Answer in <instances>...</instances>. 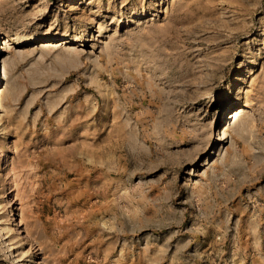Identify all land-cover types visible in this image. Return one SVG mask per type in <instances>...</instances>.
Masks as SVG:
<instances>
[{
	"label": "rangeland",
	"instance_id": "rangeland-1",
	"mask_svg": "<svg viewBox=\"0 0 264 264\" xmlns=\"http://www.w3.org/2000/svg\"><path fill=\"white\" fill-rule=\"evenodd\" d=\"M0 264H264V0H0Z\"/></svg>",
	"mask_w": 264,
	"mask_h": 264
},
{
	"label": "bare ground",
	"instance_id": "bare-ground-1",
	"mask_svg": "<svg viewBox=\"0 0 264 264\" xmlns=\"http://www.w3.org/2000/svg\"><path fill=\"white\" fill-rule=\"evenodd\" d=\"M60 45H64L63 43H58V44H52V43H48L47 44V46H60ZM247 110H244V109H242V108H240V109H237L236 111H234V112H232L231 113V115L228 117V118H230L232 121H230V122H227V124H225L224 125V127H223V131L225 132L226 130H227V128H228V126H232V125H235L234 123H235V121H236V119L240 116V115H245V114H247ZM223 132V133H224ZM218 138H220V137H218ZM221 146L223 147V145L221 144ZM219 147V146H218ZM218 150V149H217Z\"/></svg>",
	"mask_w": 264,
	"mask_h": 264
}]
</instances>
